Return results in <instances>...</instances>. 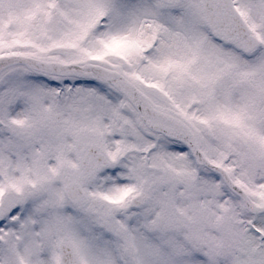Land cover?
Segmentation results:
<instances>
[{
	"label": "snow or ice",
	"instance_id": "snow-or-ice-1",
	"mask_svg": "<svg viewBox=\"0 0 264 264\" xmlns=\"http://www.w3.org/2000/svg\"><path fill=\"white\" fill-rule=\"evenodd\" d=\"M0 264H264V0H0Z\"/></svg>",
	"mask_w": 264,
	"mask_h": 264
}]
</instances>
